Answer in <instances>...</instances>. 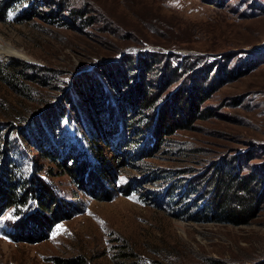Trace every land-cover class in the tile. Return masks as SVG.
<instances>
[{"label":"rangeland","instance_id":"obj_1","mask_svg":"<svg viewBox=\"0 0 264 264\" xmlns=\"http://www.w3.org/2000/svg\"><path fill=\"white\" fill-rule=\"evenodd\" d=\"M4 5L0 148L8 155L0 167L8 158L28 179L34 159L44 168L39 178L72 206L48 232L17 241L7 238V223L37 213L35 203L16 210L18 217L12 210L0 216V264H264V0H0ZM139 60L147 69L140 80ZM137 81L157 98L147 112L152 125L172 104L189 124L160 139L133 126L122 96ZM109 94L118 95L115 105ZM182 94L197 106L191 118L189 103H173ZM61 108L66 115L51 127L54 136L65 132L80 155L89 117L99 133L116 129L104 153L115 160L114 187L90 175L77 184L28 149L20 131ZM241 180L256 190L253 198L237 190ZM223 193L245 201L248 211L231 213L240 221L208 213L206 202Z\"/></svg>","mask_w":264,"mask_h":264},{"label":"trees","instance_id":"obj_2","mask_svg":"<svg viewBox=\"0 0 264 264\" xmlns=\"http://www.w3.org/2000/svg\"><path fill=\"white\" fill-rule=\"evenodd\" d=\"M7 5L2 7L1 13H3L6 9ZM141 65V73L139 72L138 78L140 80L141 75L144 74V69H146L145 62L139 60ZM143 71V72H142ZM105 77L109 81V85L111 87H117V83L113 81L108 74ZM128 86L127 82L124 83ZM125 86V87H126ZM127 91L123 93L122 102L127 104L128 110L131 113L130 120L135 127H141L142 133L145 130L153 131L154 137L159 138L162 133H166L171 131L173 126H183L189 124V120L186 117L185 112L172 105L169 107L164 108V111L161 115L156 114L155 119L153 120V125L151 124L152 118L147 115V112L154 109V105L157 101V98L147 93L146 88L143 82H134L132 87L126 88ZM193 94L196 95L199 89L194 88ZM117 94L120 91L117 90ZM111 103L113 105L116 104V100L118 95L113 98L111 94H109ZM176 98V97H175ZM181 99H184L182 105L185 107L189 103V114L188 116L191 118L193 117L194 111H196L197 106L190 101L188 97H185L182 94L181 97H177L176 101L180 103ZM189 99V100H188ZM122 102L120 106H122ZM176 104V103H175ZM119 107V106H118ZM117 114L122 115L125 117V112L122 109H117ZM66 115L64 109L56 110L51 113H48L46 116L43 117L44 122L42 121H32L27 129L21 130L20 135H22V139L25 141L26 145L36 149V152L40 153V155L50 161L52 164L56 165L59 170L65 172V174L71 176L73 180L76 181L77 184L82 179H85V176L90 175L89 180L97 181L98 183L105 182L109 184L111 187H114L115 184V174L113 171L114 161L113 157L108 161L107 155L105 156V152L109 150V137L112 136L116 129H112L111 134L104 135L103 133H99L97 127L96 130H93L92 127H95V121L92 118L87 119L88 126L82 124V128H85L82 132V136L88 142V145L84 147L86 150V154L84 155L72 146V139H68L65 135L66 133L62 132L64 136H54V132L52 128H59V123L61 122V118ZM80 115V112H79ZM177 115L180 119H177ZM73 119L78 122V116L75 114ZM89 119L92 124L89 123ZM52 127V128H51ZM144 134V133H143ZM144 136V135H143ZM143 136H139L140 139ZM75 138V137H74ZM139 142V141H135ZM75 143V141H74ZM123 149H128L130 143L128 141H124ZM66 147V150H63ZM69 148V149H68ZM79 149H81L79 147ZM6 150V149H5ZM4 150V151H5ZM9 151V150H8ZM7 154V151H6ZM3 152V149L0 148V159L2 155H6ZM8 155V154H7ZM87 155L90 156L91 160H87ZM78 156H84L81 160ZM139 157V156H137ZM3 161V160H1ZM31 167L33 168V175L30 176L28 179L23 176H19V173L16 172L17 166L14 165V162L8 161V158L5 161L1 162L2 165L0 167V216L6 214V212L12 210L14 211L12 217L20 216L19 213H15L16 210H20L23 212L24 209H27V204L31 201L32 205L35 203V210L37 213L32 214L29 217L24 219H15L11 222L7 223V230L9 231L7 238L11 241H17L19 238H26L32 237L33 235L42 234V231L48 232L56 223L61 221V217L65 218V211L70 210L69 207L72 206L71 203L63 201L61 198L58 197L56 191L53 187H50L44 181H42L39 176L40 173L44 170L43 167L39 166L37 161L32 159ZM92 170V172H90ZM115 174V175H114ZM252 177V176H251ZM87 179V177H86ZM258 180V179H257ZM236 185L240 186L237 190H244L248 192L249 197L253 198L255 194H257L256 190L253 188H247L249 185L248 181H238ZM128 186V187H127ZM126 186V190L130 188V185ZM103 187V186H102ZM104 189V188H103ZM124 191V189H123ZM223 196V199H220L219 196ZM217 198H212L206 202L207 206L210 208L208 211L209 214H214V212H218L219 215H214L212 218L218 222L220 221H231V222H238L241 220L240 216H234L231 213L233 212H246L249 209L245 206V201H243L242 197L239 196L240 194H221ZM221 196V197H222ZM236 204V206H232V204ZM190 204V203H188ZM243 205V206H242ZM241 206L243 208H241ZM234 207V208H233ZM48 215L49 218L46 216ZM208 216V215H207ZM206 216V218H207ZM26 229H28L26 231ZM30 231V236L27 232ZM60 261L57 260V263ZM61 264H79L81 263L78 259L70 262H60Z\"/></svg>","mask_w":264,"mask_h":264}]
</instances>
